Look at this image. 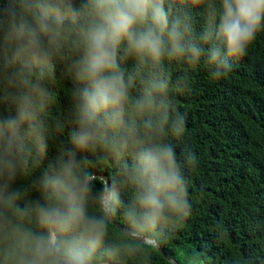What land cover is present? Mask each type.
I'll return each mask as SVG.
<instances>
[{
  "label": "clouds",
  "instance_id": "obj_1",
  "mask_svg": "<svg viewBox=\"0 0 264 264\" xmlns=\"http://www.w3.org/2000/svg\"><path fill=\"white\" fill-rule=\"evenodd\" d=\"M262 31L264 0H0V231L13 242L5 264H97L114 252L103 245L120 208L133 229L186 222L190 188L177 148L187 113L162 67L203 63L220 79ZM58 65L71 83L72 131L36 181L40 198L21 204L17 178L33 157L47 159L43 112ZM98 147L131 158L122 168L134 188L127 205L115 183L97 190L81 171L79 154ZM33 217L42 231L24 227Z\"/></svg>",
  "mask_w": 264,
  "mask_h": 264
},
{
  "label": "trees",
  "instance_id": "obj_2",
  "mask_svg": "<svg viewBox=\"0 0 264 264\" xmlns=\"http://www.w3.org/2000/svg\"><path fill=\"white\" fill-rule=\"evenodd\" d=\"M162 70L169 78L173 102L187 113L185 136L177 151L182 153L179 159L190 188L191 216L186 222L173 219L147 230L133 229L123 208L112 218L140 235L154 237L165 254L180 264H264V31L220 79H212L203 63H166ZM49 83L54 100L43 112L49 124V151L46 160L33 157L28 171L17 178L16 186L25 192L21 204L40 198L36 181L48 161L65 150L72 131L71 83L61 66ZM79 155L81 171L107 176L127 205L134 188L125 181L122 168L131 158L122 161L101 147ZM189 155L197 158L194 166L186 163ZM93 181L97 190L104 185L98 177ZM89 210L101 212L96 205ZM23 225L42 231L34 217L26 218ZM12 247L0 231V264H5L4 253ZM103 249L114 252L103 255L97 264H171L156 247L125 236L109 220Z\"/></svg>",
  "mask_w": 264,
  "mask_h": 264
},
{
  "label": "water",
  "instance_id": "obj_3",
  "mask_svg": "<svg viewBox=\"0 0 264 264\" xmlns=\"http://www.w3.org/2000/svg\"><path fill=\"white\" fill-rule=\"evenodd\" d=\"M98 177L100 178L101 180H103L104 184L105 182L109 183V179L107 176L105 175H94L93 176V180ZM109 222L111 224H113L121 233H123L125 236L133 239V240H136V241H139V242H142V243H145V244H148V245H151V246H154L156 247L160 254L168 261L170 262L171 264H180L178 263L175 259H173L172 257L168 256L165 254V252L160 248V245L158 244V242L156 241V239L152 236H148V237H145L143 235H140L118 223H116L114 221V219L112 218V216L108 219ZM104 264H110V263H104Z\"/></svg>",
  "mask_w": 264,
  "mask_h": 264
},
{
  "label": "rangeland",
  "instance_id": "obj_4",
  "mask_svg": "<svg viewBox=\"0 0 264 264\" xmlns=\"http://www.w3.org/2000/svg\"><path fill=\"white\" fill-rule=\"evenodd\" d=\"M191 264H198V262H196V261H192Z\"/></svg>",
  "mask_w": 264,
  "mask_h": 264
}]
</instances>
